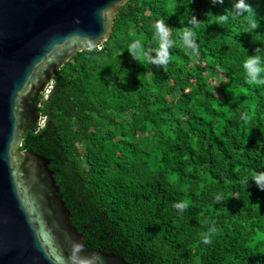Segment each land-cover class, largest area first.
<instances>
[{
	"label": "trees",
	"instance_id": "16d2710c",
	"mask_svg": "<svg viewBox=\"0 0 264 264\" xmlns=\"http://www.w3.org/2000/svg\"><path fill=\"white\" fill-rule=\"evenodd\" d=\"M236 2L128 0L101 48L76 53L40 96L45 123L22 147L50 159L90 248L131 264H264V190L250 178L264 172V86L244 68L257 49L264 67V0H246L254 30L246 16L217 23ZM193 16L198 55L180 39ZM161 19L169 62H137L128 46L158 48Z\"/></svg>",
	"mask_w": 264,
	"mask_h": 264
},
{
	"label": "water",
	"instance_id": "95a60500",
	"mask_svg": "<svg viewBox=\"0 0 264 264\" xmlns=\"http://www.w3.org/2000/svg\"><path fill=\"white\" fill-rule=\"evenodd\" d=\"M128 0H0V264H131L90 248L50 159L24 149L58 71L111 36Z\"/></svg>",
	"mask_w": 264,
	"mask_h": 264
},
{
	"label": "clouds",
	"instance_id": "9594fccd",
	"mask_svg": "<svg viewBox=\"0 0 264 264\" xmlns=\"http://www.w3.org/2000/svg\"><path fill=\"white\" fill-rule=\"evenodd\" d=\"M211 2L213 4H222L224 0H211ZM229 16H232L233 18L237 16H246L249 21L250 29L254 30L259 26L258 23H253L255 11L250 4L246 3V0H237V2L233 4L231 10H227V12H224V14L217 15L215 17L218 24H223L228 22ZM199 22L200 21H198L193 16L189 21V24L192 26H187L180 32V39L184 47L189 49L193 55H198V46L194 44L193 41L196 39L194 28L198 26ZM153 27V40L158 41V48H152L150 46L145 47V45L140 40H135L128 46L127 51L137 62H147L150 64H155L158 67H165L170 59L168 49L174 46L175 41L171 39L169 31L170 27L163 19L154 22ZM153 52L156 53L155 57L152 55ZM261 61V56L259 54V50L257 49L256 54L248 56L244 62V68L247 74L246 82L248 84L264 86V77H260L258 75L259 73L264 72V67H261ZM248 118L249 117L247 113L241 114L242 120L246 121ZM250 178L261 190H264V172H258ZM244 182L248 183V179H246ZM216 200L217 202L223 201V195H218ZM173 206L183 212L189 205L187 201H182L174 204ZM215 233L216 229L214 227H210L208 231L202 235V242L205 244H210Z\"/></svg>",
	"mask_w": 264,
	"mask_h": 264
},
{
	"label": "built area",
	"instance_id": "2783aa9c",
	"mask_svg": "<svg viewBox=\"0 0 264 264\" xmlns=\"http://www.w3.org/2000/svg\"><path fill=\"white\" fill-rule=\"evenodd\" d=\"M99 48H101V46H99ZM53 83H54V81H53V82L48 86V88L46 89V91H45V93H44L45 97H48L49 93L51 92V89H52V87H53ZM44 123H45V118L42 119L41 126H43Z\"/></svg>",
	"mask_w": 264,
	"mask_h": 264
}]
</instances>
